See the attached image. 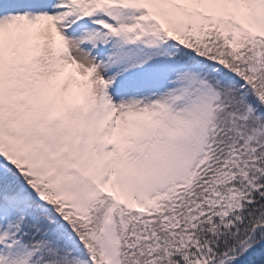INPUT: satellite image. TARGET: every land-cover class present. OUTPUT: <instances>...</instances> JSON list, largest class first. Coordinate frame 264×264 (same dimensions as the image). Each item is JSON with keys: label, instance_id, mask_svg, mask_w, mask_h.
Segmentation results:
<instances>
[{"label": "snow or ice", "instance_id": "1", "mask_svg": "<svg viewBox=\"0 0 264 264\" xmlns=\"http://www.w3.org/2000/svg\"><path fill=\"white\" fill-rule=\"evenodd\" d=\"M0 264H264V0H0Z\"/></svg>", "mask_w": 264, "mask_h": 264}]
</instances>
